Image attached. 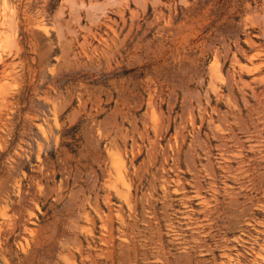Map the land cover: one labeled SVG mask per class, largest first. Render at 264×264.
Segmentation results:
<instances>
[{
  "label": "rangeland",
  "instance_id": "374dc122",
  "mask_svg": "<svg viewBox=\"0 0 264 264\" xmlns=\"http://www.w3.org/2000/svg\"><path fill=\"white\" fill-rule=\"evenodd\" d=\"M0 264H264V0H0Z\"/></svg>",
  "mask_w": 264,
  "mask_h": 264
}]
</instances>
